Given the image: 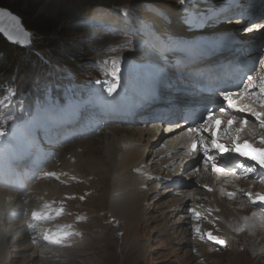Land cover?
Wrapping results in <instances>:
<instances>
[{
	"label": "rangeland",
	"instance_id": "rangeland-1",
	"mask_svg": "<svg viewBox=\"0 0 264 264\" xmlns=\"http://www.w3.org/2000/svg\"><path fill=\"white\" fill-rule=\"evenodd\" d=\"M196 3H198V0H186L184 5H180L178 0H4L0 6L8 7L18 13L22 17L25 26L32 30L33 45L30 48L23 49L32 53V56L37 57L36 63L38 65L41 63L40 65L49 68L53 67L55 70L58 68L72 69L76 76L70 83L72 86L70 93L81 94L83 101H88L91 96L95 95L90 101H96L100 99L101 94L95 90L90 79L93 77L96 79L100 78V74L94 69L95 65L104 63L112 68L116 66L118 73L122 77L135 80L140 78L147 69L148 62L143 58L145 53H158L161 56L166 52V49H160L164 45L155 40L156 43L149 38L150 32H147L144 27L147 21L144 18H142V21L136 19L138 13H141L142 16L146 15V18H152L150 17L152 13H148L149 11L159 13H161V10L162 12L165 11L168 17H174V22L161 18L156 23L183 34L192 29H203L202 26L194 27L190 24L192 13L188 10H193ZM152 6H156V10ZM143 8L144 11L141 10ZM133 10L136 11V14L132 17L135 24L131 23L132 18L130 15ZM120 13H123L125 17H127L125 14L127 13L129 17L120 18L118 17ZM166 14L160 16L167 17ZM109 18L118 19L123 25H127L129 27L127 35L134 40L135 37L139 38L140 43L132 45L134 41L123 36L125 38L124 42L120 34H114L116 31H122L117 27L104 29L96 25L100 21ZM202 18V16L199 18L197 16L196 20L200 21ZM41 19L51 20L54 24L53 27L57 26V30L50 32V34L43 30L41 31L39 28V26L43 27ZM85 20L90 21L91 26L93 25L92 22L95 21V25L92 28L90 27V31H88L89 27L86 23L88 21ZM139 21L144 26L139 24ZM208 22L214 23L216 20L210 19ZM246 27L242 25L236 29L237 34L242 39L247 37L245 35ZM215 28L222 29L223 27L217 24ZM61 31H63V34H61ZM202 32L209 35L214 30L208 31V28H204ZM198 33L201 32H196V34ZM192 34L194 33L186 35ZM158 38L162 41L160 37ZM164 39L167 40V37H164ZM54 44H57L62 50L50 51L51 46H54ZM193 44V41H186L188 46ZM113 61H115V64ZM22 72L23 70L20 66L17 73L21 74ZM51 79L54 80V77L52 76ZM0 81L2 80L0 79ZM99 82L100 80L94 81L95 84ZM15 83L18 86L17 82ZM34 83L32 81L28 88L32 87ZM16 85L10 86L11 91L15 90ZM39 86V84H35L34 89ZM121 86L125 87L124 85ZM48 101L49 96L45 94L39 101L38 106L46 107L54 115L55 112L52 106L47 105ZM12 107V99L7 97L6 93H0V126H3L2 128L5 131L11 130L21 135L26 134L28 131L30 134L33 131L32 125L34 123L21 121L19 124V121L20 119L25 120L35 116V112H32L31 116H29L27 113L13 112ZM77 121H79V118ZM165 125L163 124L162 127L166 128ZM140 126L142 127V125ZM140 126L134 127L139 128ZM250 126L257 125L251 124ZM109 127L111 126L105 128L107 133L111 132ZM251 128L255 131L257 130L256 127ZM258 130L262 131V129ZM104 131L100 135H105ZM121 137L123 136H119V138ZM80 140L67 146V151L74 148ZM98 140L97 136H91L88 139L89 144L86 152H95L94 147L100 146L91 145ZM102 142H104L103 139ZM107 142H112V139L109 138ZM105 148H107V143H105ZM78 149L82 150L81 147ZM100 152L103 160L114 161L116 159V147H112L109 153L106 149L104 151L100 149ZM110 155L111 157H109ZM92 157L94 158V155ZM153 157H149L147 165L153 162V168H149V172L156 174V176L158 175L159 180H154L153 185L145 190L147 194L144 195V200H139L138 204H145L144 211L127 210L116 212V215L124 220L121 224L109 225L114 219L111 221L108 213L110 197L105 195V193L112 191L113 188L115 190L118 189L116 196L121 200V203L117 204L115 208L122 207L130 203L132 192L137 188V181L131 186V178L125 175L120 178L122 181L121 185L115 184L114 181L118 177L116 172L109 173V170L100 171L98 174L104 178V181L101 183L102 186L99 187L97 176L94 172H91L97 171L96 166L93 169H89V167L103 164V160L94 158L97 162L87 161L82 163L79 166L80 168L78 167L79 173L81 175L84 174V177H77L79 180H74L70 185L62 186L63 192L55 196L63 198L65 205L68 207L67 216L61 220L62 226L76 223L83 230V235L74 240L71 246L54 249L42 248L48 244L44 236L54 234L57 228L39 232V236L35 240L27 234L26 228L22 227V222L20 221L30 213L28 209H24L21 213L16 211L15 214L17 215L14 218L8 213L5 214L1 218L2 222L0 224L1 233L7 234L5 238L7 253L5 264H264V248H261V245L264 246V244H261L252 235L253 232L248 234V241L240 240V242L236 243V239L233 238L236 226L232 223H224L220 220L218 224L228 240L225 250L211 252L210 249L208 250L209 253L207 251V248L210 247L209 245L195 243L192 238V220L188 210L195 203L202 204L205 201L195 200V196L200 195L205 189L202 186H197L196 182L191 178L179 179V187L165 186L167 184L172 185L169 181L170 178L178 175L176 170L178 164L165 170L163 166L153 161ZM60 162L61 164H59ZM60 162L57 163L55 161L57 166L53 168H62V160ZM198 167L200 168V165ZM194 168L196 169V165ZM209 171L211 172V169ZM164 177L166 179L162 180ZM206 180L204 179L205 182ZM207 184H210V182ZM254 185L255 189L258 190L259 185L258 187L256 184ZM110 186L109 191L103 190ZM155 189L157 191L148 198L149 193ZM188 192H193V198H189L187 204L190 200L195 203L189 206L186 205L184 211L176 212L175 207L179 203L177 201L178 197L185 198ZM154 195L156 196L151 197ZM254 208L258 210V207ZM229 224L230 227L227 228ZM245 230H249V227H246ZM1 240L0 238V242ZM32 240L35 241L33 242ZM2 250L3 246L0 244V255Z\"/></svg>",
	"mask_w": 264,
	"mask_h": 264
},
{
	"label": "bare ground",
	"instance_id": "bare-ground-1",
	"mask_svg": "<svg viewBox=\"0 0 264 264\" xmlns=\"http://www.w3.org/2000/svg\"><path fill=\"white\" fill-rule=\"evenodd\" d=\"M226 1L227 0L213 1L211 4V8H213L215 11L221 12L222 10L226 9L224 7V3ZM207 4H208V0H198V3L194 5L195 8H193V10L189 9L188 11L193 14L194 19H196L197 16L198 18L200 16L204 17V15L207 12L204 13L203 9L200 8V6L205 7ZM152 7L155 9L156 6L155 7L152 6ZM255 8L256 6L253 5V7L249 9V11L255 12ZM141 10L144 11V8ZM158 11H160V9H158ZM150 12L152 13V15L150 16L152 18H146V15L142 16L141 13H138V15H136V19L142 21V18H144L147 21V23L144 26L145 30H147V32L148 31L150 32L149 38L152 41L154 42L157 41L162 45H164L163 48H160L161 50L162 49L167 50V48H171V44H170L171 40H181V42L185 45H186V41L188 40L193 41L194 44L192 46H196L197 44L214 43V35L221 30L220 28H215V26L219 24L218 21L214 23L207 21V22H203V24L206 25L208 31L214 30V32L209 35L204 33V35L209 36L208 38H204V36L201 33L198 34L194 33L192 35L179 34L180 32L173 31L172 29L166 28L164 25H159L156 23L157 20L161 18L162 19L165 18L166 20L169 19L170 21L171 20L173 21L174 17L172 16L168 17L165 11H163L164 12L163 13L162 10L161 13L153 12V11H149L148 13ZM135 14L136 11L133 10L131 13V17H133ZM165 14L167 15V17L160 16ZM231 22H232L231 25H235L236 27L242 26L240 20H231ZM245 22L246 21H243V23ZM258 23H264V18L260 20ZM139 24H141L140 21ZM221 27L223 26L221 25ZM247 28L249 27L247 26L246 29ZM220 33H222V31ZM245 35H247V37L244 38L243 40H249L251 38L253 39L264 38V28L259 29V31L255 29L251 32L246 31ZM158 37H160L162 41H160ZM164 37H167V40L164 39ZM260 54H261V59H264V48L261 50ZM241 88H242L241 85H238V88L235 92H239ZM245 102H249V101L246 100ZM176 108L177 107L173 105L168 106L167 113H171V116L173 113L177 114L178 110ZM204 114L206 113L201 112L200 115L195 118V122L198 121L197 118H199L201 115ZM132 118L134 120H141L138 119L139 118L138 113H136L135 116ZM103 120L106 121L105 118ZM135 125L138 126L142 125V127L141 126L139 128L133 126L121 127L119 125H113L109 127L111 131L110 133H107V130H105L106 127L102 129V131L105 130L103 132L105 135H100L102 131L99 134L95 135L97 136V138H99V140L95 144L91 145V146H100V147H94L96 153L93 151L86 152L89 144L88 139L91 137L78 141L77 145L76 146L74 145L75 147L68 151H67V146L61 149L62 157L59 160H62V165H61L62 168L60 170H62V173H66V175L63 177L64 180H66L67 171L69 173V176L78 175L84 177L83 176L84 174L81 175L79 173L80 170H78L80 168L79 166H81L82 163H85L87 161L97 162L94 158H100V160H103L102 159L103 156L101 155L100 149H102L103 151L106 149V151L109 153L112 147H116V159L114 161L107 159V160H103L104 161L103 164H98L89 167V169H93L96 166L97 171H91V172H94L95 175L97 176L99 187L102 186L101 183L104 181V178L98 174V172L100 171L105 172L109 170V173L116 172L118 174V177L117 180L114 181L115 184L121 185L122 181L120 180V178L125 175L126 177L131 178V186H133L135 181H137V188L132 192L130 203L122 207L115 208L117 204L121 203L120 202L121 200L118 199L116 196V191H119L118 189L115 190L113 188L112 191L105 193V195L110 197L109 198L110 206L108 209V213L111 217V221L112 219H114V221H112L109 225L121 224L124 222L123 218H120L116 215L117 211H127V210L128 211L136 210L141 212L144 211L143 208L145 204L143 203L142 205L138 204L139 200L142 199L143 201L144 195L147 194V191L145 190L153 185L154 180L156 181L159 180L158 175L156 176V174H152L149 172V168H153L152 167L153 162L147 165V161L149 157L154 156L153 161H155L158 165L163 166V169L165 170H167L168 167H172L173 165L178 164V167H176V170L178 171V175L172 179L191 178L196 182L197 186L204 187L205 184L214 188L212 192H209L206 190V188H204L205 190L202 191V193L206 194V199L204 202L205 204L210 205L212 207V209L214 210V215L219 217L221 221H223L224 223H232L236 226V229H234V234H233V238L236 239L235 240L236 243L238 241L240 242V240L248 241L247 238L248 234L253 232L252 235L256 237L261 242V244H264V232H263L264 216H262L261 219L259 218L258 214H261L259 208L258 210L255 209L254 207L257 206L252 205L251 204L252 201L245 200V197L241 196L240 193L236 194L234 197H230L227 195V191L234 189L232 187L233 179L229 178L230 176H224L223 174H220L216 171L211 170L210 172L209 170L211 169V167L202 166L201 168L198 169V171L197 168L196 169L194 168L195 165L197 166L196 163L198 162V152L196 155L191 154V142L194 137L192 134L188 132V129L191 127V125L188 122L183 120L180 122H176L174 124L170 123L169 126L165 125L166 128L162 127L163 126L162 123L150 124L146 126H143L144 124L141 123ZM260 134H264V129H262V131H258L257 135L251 136V141L254 142L257 146H259ZM119 136H123V137L119 138ZM109 138L112 139V142H107ZM102 139L104 142H102ZM17 142L34 144L32 140H25L23 136H21L20 140H18ZM159 142H161L160 145ZM105 143H107V148H105ZM71 144L72 143H70L69 145ZM80 147L82 148V150L78 149ZM145 149L147 150L145 151ZM147 154H149V156H147ZM92 155H94V158L92 157ZM109 157H111V155ZM178 160L180 161L177 163ZM56 166H57L56 163H52V168ZM256 171L264 173V169H261L258 166L256 168ZM50 174L45 176L46 180L40 179L38 184L36 183V185H34L32 188L30 187L31 191L26 193L24 196L18 195L16 192L0 187V224L2 222L1 218L5 216V214L7 213L14 218L16 211H19V213H21L23 212L24 209H28L30 212L32 207L38 206L43 201V199L45 198L53 199L55 198L56 195L61 194L63 190L60 182L58 181L56 182V180H47ZM204 179H207L206 182L204 181ZM208 182H210V184H207ZM243 184L248 188V190L244 191L243 193L253 192L255 190L256 191L264 190V187L260 183H257L259 185L258 190L255 189L256 188L255 185L250 181H244ZM257 184L256 186H258ZM225 186L228 187L224 188ZM110 188L111 186L103 190L109 191ZM155 191H157V189L150 192L148 198H150V195ZM155 196L156 195L151 197H155ZM159 196H163V195H159ZM27 198H30L29 202L26 201ZM189 198H193V192H188L185 198L178 197L177 201H179V203L175 207L176 212H181L185 210V206L187 205ZM25 219L26 218L23 217L20 220L22 222V227L25 226ZM228 227H230V224L227 226V228ZM246 227H249V230L246 231L245 230ZM0 234H1L0 238L2 239L0 244L3 246V250L1 251L2 253L0 255V259H1L0 264H5V259L7 256L6 248H5V240H6L5 238L7 234H5L4 232L1 233V230H0ZM262 247L264 248V246L261 245V248ZM210 248L211 247H208L207 251L210 250ZM210 251L212 252V250ZM219 259L221 258L219 257Z\"/></svg>",
	"mask_w": 264,
	"mask_h": 264
},
{
	"label": "snow or ice",
	"instance_id": "snow-or-ice-1",
	"mask_svg": "<svg viewBox=\"0 0 264 264\" xmlns=\"http://www.w3.org/2000/svg\"><path fill=\"white\" fill-rule=\"evenodd\" d=\"M180 5H184L186 0H178ZM5 10L0 9V17L4 15ZM9 16L14 21H18V17L12 16L11 13H8ZM261 18H264L262 16ZM264 28V23H252L251 27L245 29L248 32L255 30H259ZM3 30V29H0ZM25 35H29L28 33H24ZM25 43H30V41H24ZM115 64V61H113ZM261 67H264V59L259 61ZM113 75H116V71L114 70ZM118 84H112L107 88V92L109 94H113L117 91ZM209 87L219 88L220 82H215ZM255 89V91H253ZM219 95L223 97V100L226 102L225 107H220L219 112H232V113H248L258 122V128L264 129V110H257V108L249 101H258L262 108H264V76L248 75L247 81L241 88L239 92L232 91H220ZM238 127H233L234 124H237ZM226 125L223 129L224 137L221 136V126ZM257 127V126H252ZM246 131L249 132V135L255 136L257 133L250 129V121L247 116H237L231 115L229 119L224 120L223 116L216 115L215 111L212 109H207L206 116L204 117L202 122H198L195 127H190L188 132L193 135V139L191 142V154L196 155L198 151L203 152L204 162L205 164H211L213 171H216L225 176L235 177L234 172L225 173L224 169L218 168L215 160L216 157L210 154L211 149H215L218 153H228L234 152L239 154V156L246 158V160L254 161L253 165L245 168V174L248 172L256 171L257 166L261 169H264V134L259 135V146H257L254 142L250 141L248 138L242 139V133ZM205 133H208L211 136L209 140ZM5 135V130L0 128V136ZM50 175H54L50 174ZM207 187V186H205ZM228 196L234 197V192H228ZM248 197L251 199L253 197L252 192L247 193ZM255 200L264 201V194H255ZM253 200V202H255ZM62 211V210H61ZM34 218H39L38 214L32 213ZM197 216L200 213H196ZM199 231V229H197ZM208 238L210 240H214L219 244H224L223 240H218L217 237L213 236L210 232L208 234ZM45 240H50L54 243H59V240L52 241L51 237L44 236Z\"/></svg>",
	"mask_w": 264,
	"mask_h": 264
},
{
	"label": "trees",
	"instance_id": "trees-1",
	"mask_svg": "<svg viewBox=\"0 0 264 264\" xmlns=\"http://www.w3.org/2000/svg\"><path fill=\"white\" fill-rule=\"evenodd\" d=\"M3 2L4 0H0V4ZM41 23L43 24V27L39 26L41 31L43 30L50 34V32L57 30V26L53 27L54 24L51 20L41 19ZM86 23L89 27L88 31H90L92 28V26H90V21ZM61 34H63V31H61ZM56 46L57 44H54V46L52 45L50 51L62 50L60 47ZM151 56L153 55L145 53V58H150ZM36 59L37 57L32 56V53H29V51H26L18 45L10 43L0 34V73H3L0 74V79L4 81L14 79L21 89H27L32 81H36L37 83L48 82L49 77L46 76L48 69L40 65L41 63L38 65ZM20 66L23 72L18 74L17 71ZM5 72L7 73L5 74Z\"/></svg>",
	"mask_w": 264,
	"mask_h": 264
},
{
	"label": "water",
	"instance_id": "water-1",
	"mask_svg": "<svg viewBox=\"0 0 264 264\" xmlns=\"http://www.w3.org/2000/svg\"><path fill=\"white\" fill-rule=\"evenodd\" d=\"M0 9L5 10L4 15L0 17V29H3L0 30V34L10 43L18 44L22 47H31L33 45V32L25 26L22 17L8 7L0 6ZM8 13L18 17V21H14ZM24 41H30V43H25Z\"/></svg>",
	"mask_w": 264,
	"mask_h": 264
}]
</instances>
